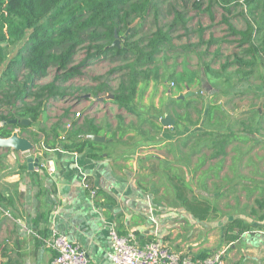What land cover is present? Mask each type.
I'll use <instances>...</instances> for the list:
<instances>
[{"label": "crops", "instance_id": "1", "mask_svg": "<svg viewBox=\"0 0 264 264\" xmlns=\"http://www.w3.org/2000/svg\"><path fill=\"white\" fill-rule=\"evenodd\" d=\"M213 5L223 16L207 29L213 32L209 55L212 59H207L210 68L206 70L207 75L202 71L199 81L209 93L217 86L208 75L220 67L216 55V24L221 23L228 29L223 31L228 39L223 45L235 44L236 48L241 39L236 31L246 29L245 17L251 19L245 0H231L227 4L220 1ZM237 67L231 65L226 69L230 72ZM263 67L260 64L255 70L262 72ZM249 80H235L237 84L232 83L230 87L259 90L264 86L263 82L253 84ZM99 134L106 135L104 142L87 145L79 153L61 147H42L34 154L0 148V264H52L55 252L47 244L52 229L82 247L90 264H112L108 255L110 228L122 236H134L139 244L155 239L176 252L195 255L209 253L215 244L213 233L218 228L222 249H225L223 264H264V183L253 179V188L242 187L251 182L246 181L244 175L236 176L233 185H240L238 199L230 195L234 190L231 183L223 193L225 202H231L224 209L230 211L222 212L221 222L208 220L219 213L209 202L211 212L200 220L175 199L174 193V197L168 198L167 194L156 192L144 177L136 176L137 167L150 171L151 165H145L147 161L152 162L150 159L156 161L154 165L164 160L160 154L142 150L149 148L150 145H146L150 143H136L138 136L127 129L120 133L117 142L106 132ZM145 135H141L143 139L147 138ZM21 153L25 161L20 159ZM28 157H44L45 160L30 169ZM240 162L245 164L244 160ZM231 164L229 160L228 168H232ZM91 191H94L93 196ZM234 218L249 224L251 230L241 232L231 241L225 235V226Z\"/></svg>", "mask_w": 264, "mask_h": 264}, {"label": "rangeland", "instance_id": "2", "mask_svg": "<svg viewBox=\"0 0 264 264\" xmlns=\"http://www.w3.org/2000/svg\"><path fill=\"white\" fill-rule=\"evenodd\" d=\"M156 1H158L159 6L157 20L154 18V12L150 11L146 20L136 21V26L140 29L137 37H145L154 31L158 25L166 28L172 19V13L167 14V12H171V7L173 8V5L178 6L181 0H176L177 5L173 0H167L164 3H160V0ZM199 1L203 3L202 9L204 11L191 10L192 0H190L187 9H182L185 11L182 13L191 19L184 27L178 24L172 33V45L181 47L180 49L164 50L156 57L154 63L137 67L133 65V55H108L102 59L92 60L67 79H58L55 85H58L60 91H63L65 95L45 100V109L40 117L41 121L30 123L27 119L28 123H25L26 119H17L19 125L12 128V132L17 131L19 135L28 138L34 145L32 150L24 153L31 152L34 154L42 149L43 137L40 130L42 128L48 129L50 124L57 120L63 109L70 107L71 116L67 121L64 120L66 129L73 117H78L81 120L93 119L94 124L100 126L103 133L106 132L109 137L114 138L115 142L120 140L122 131L130 130L131 134L134 133L135 137L138 136L139 138L135 141L136 143H150L146 145H150L149 148L142 150H146L148 154H160L164 158L154 173L138 170L137 167L136 176L144 177L152 187L154 186L153 189L156 192H163L167 194L168 198L174 193L169 176L176 174L180 179L185 178L192 186L189 194L197 198L207 199L219 212L216 216H210L208 220L221 222L224 218L222 212L230 211L224 207L231 204L230 201L225 202L223 193L229 183L233 185L236 176L244 175L246 181L251 182L250 184H242V187L245 185L248 188H253L255 186L253 179L259 183H264V86L259 90L240 87L231 89L230 85L236 83L233 81L239 75L232 79H230L231 77L227 78L228 70H221L220 67L216 71H221V76L208 75V78L213 80L217 86L213 93H209L207 89L200 86L202 71L212 59L209 55L212 53L213 32H208L207 29L218 21L222 14L220 9H217L210 0ZM221 3L226 4L223 0ZM200 27L205 29L202 33L198 31ZM227 30L221 23L215 26L218 36L216 51L220 66L223 64V60L233 57L232 53L238 54L246 49L238 48V46L235 48V44L225 47L223 42L228 41V39L223 31ZM117 39L119 44L123 41L122 38L117 37ZM201 40L202 42H200ZM24 41L25 39L17 43H0V75L15 55H19V53L24 55V49H21L23 45L25 46ZM84 53L85 49L79 47L75 52L73 63L82 60ZM208 58H210L209 61ZM14 62L12 61L13 72L17 75L18 81L22 82L27 71L18 68ZM144 69H147L146 73H142ZM231 72L233 73V71ZM56 75H63L62 71H56L55 68L51 67L46 75L33 77L34 85L37 87L51 82ZM130 78H135L136 81L135 95L131 102L135 113H128L110 101L119 84L121 82L127 84ZM249 82L253 84L254 82L255 84L264 83V67L263 71L258 70ZM100 83L105 84V91L98 92L97 88ZM187 90L194 92L190 96L192 102L189 107L174 101L178 95L185 94ZM198 90L201 92L197 94ZM92 92L97 94L93 95ZM259 94L262 95V98L259 97ZM100 97H103L102 101H99ZM212 105L221 106L223 109V113L220 110L215 111L212 116L213 118L219 117L218 119L223 121L221 126L214 124L213 120L209 122L207 119L208 111ZM256 109H258V113ZM165 116L174 120V124L163 125L160 119ZM227 124L233 131L242 132L240 136L246 139V142L236 143L233 146L235 149L232 146H227L222 161H218V158H209L211 150L205 147L200 153L189 155L193 148L198 147L204 141V136L197 138V135L204 133L212 135L216 132L215 130L226 132ZM242 124H244L245 129ZM22 125L27 126L26 131H22ZM222 126L223 128H221ZM250 130L253 131L252 134L248 133ZM32 133L38 135L35 137ZM64 133L65 131L60 132L62 142L65 139ZM141 135H145L147 138L143 139ZM24 153L23 155L21 153L20 156L23 161H25ZM150 160L152 162L147 161L145 165L153 166L155 164V160ZM229 160L232 162V168H228L230 167ZM241 160L245 161L244 165V162H240ZM260 161H263V164ZM229 176L232 178L230 181H228ZM238 186L240 185L231 186L234 188L230 193L232 198L238 199V193L241 192ZM248 191L247 189L246 192ZM220 234L221 230L217 228L213 233L215 244L213 248H210L209 254L221 250L224 246L222 239H219Z\"/></svg>", "mask_w": 264, "mask_h": 264}, {"label": "trees", "instance_id": "3", "mask_svg": "<svg viewBox=\"0 0 264 264\" xmlns=\"http://www.w3.org/2000/svg\"><path fill=\"white\" fill-rule=\"evenodd\" d=\"M166 1L160 0L159 2L164 3ZM173 1L176 3V0ZM189 1L181 0L178 6L173 5V8L171 7V12L169 11L167 14L172 13V19L166 28L158 25L154 31L145 37H137L140 29L137 28L136 21L146 20L150 11L154 12V18L157 20L158 1L0 0V43H17L25 39V46L21 47L24 49V55L19 53V55L14 56L12 61H15L14 64H17L18 68L27 71L24 80L19 82L17 75L13 72L11 61L0 75V136H10L12 128L19 125L18 120L13 123L12 119H28L30 123L40 122V117L45 109V100L65 95L63 91H60V87L55 85V82L60 78L67 79L75 75L79 68L85 67L92 60L102 59L108 55H133V65L137 67L154 63L156 57L164 50L180 49L181 47L172 45V33L178 24L184 27L191 19L182 13L185 12L182 9H187ZM210 1L219 3L221 0ZM223 1L227 4L231 0ZM245 1L247 13L251 19L245 17L246 29L236 32L241 35L237 46L245 45L246 49L242 50L240 55L234 53L232 58H226L220 66L221 70H225L228 66L237 65L235 71L233 73L230 71L227 76V78L231 77L230 79H232L239 75L236 80H249L257 74L256 67L259 68L260 64L264 65V56L262 57V54L264 55V0ZM202 4L199 0H192L190 8L197 12H203ZM204 30L203 27L198 29L199 33ZM115 32L117 37L123 39L119 46L113 45ZM79 47L85 49L84 57L74 64V55ZM216 55H218L217 51ZM244 56L248 57L245 59ZM51 67L55 68L56 71H62L63 75H56L51 82L36 87L33 77L46 75ZM209 68L208 64L205 65V74ZM146 72L147 69L142 71V73ZM211 72L216 77L221 76V71ZM135 87V78H130L127 84L121 82L110 100L111 103L123 108L128 113H135L131 105L135 95ZM97 90L98 92L105 91V84L100 83ZM92 93L93 95L97 94ZM174 101L189 107L192 98H175ZM219 110L223 113L221 106L212 105L208 111L207 119L209 122L213 120L214 124L221 126L223 121L219 120V117H212L213 113ZM256 111L258 113V109ZM70 116V107L64 108L57 120L51 123L48 129L42 128L40 130L44 148L61 147L67 151L79 153L87 145L100 144L84 138L88 133L99 134L101 131V127L95 125L93 119L81 120L78 117H73L66 129L65 121ZM242 125L244 126V124ZM21 128L22 131L27 130L26 125H22ZM225 128L227 129L226 132L215 130L216 132L212 135L210 133L197 135V138L204 136V141L198 147L193 148L189 155L200 153L205 147L211 150L209 158H218V161H222L227 146L246 142V139L240 136L242 132L233 131L228 124ZM61 131H65L63 142L60 139ZM248 133L252 134L253 131L250 130ZM32 134L35 137L38 135ZM232 148L235 149L233 145ZM158 166V164L151 166L150 172L157 171ZM169 181L177 201L200 220L208 217L212 206L207 199L188 196L192 186L185 178L180 179L178 175L173 174L169 176ZM250 230L249 224L239 218H234L226 224L225 235L228 240L234 241L241 232ZM206 255L209 253L198 256L204 257Z\"/></svg>", "mask_w": 264, "mask_h": 264}, {"label": "built area", "instance_id": "4", "mask_svg": "<svg viewBox=\"0 0 264 264\" xmlns=\"http://www.w3.org/2000/svg\"><path fill=\"white\" fill-rule=\"evenodd\" d=\"M78 114V113H77ZM52 166H49V169ZM94 191L90 195L93 196ZM47 241L55 255L52 264H90L86 251L64 233L51 230ZM112 264H223L225 249L215 251L204 257L176 252L158 240L139 244L134 236H122L113 228L109 229Z\"/></svg>", "mask_w": 264, "mask_h": 264}, {"label": "water", "instance_id": "5", "mask_svg": "<svg viewBox=\"0 0 264 264\" xmlns=\"http://www.w3.org/2000/svg\"><path fill=\"white\" fill-rule=\"evenodd\" d=\"M115 39L113 42V45L115 46H119L118 43V39H117V33H114ZM188 89V87H187ZM201 91L198 90L197 94L200 93ZM194 92L187 90V92L185 94H180L178 95L176 98L177 99H184L187 97H190L191 95H193ZM103 97L99 98V101H102ZM17 119H12V122L14 123ZM19 120V118H18ZM25 123H28V120L26 119L24 121ZM160 122L163 125L166 124H174V120H170V118L168 116H165L164 118L160 119ZM84 138L88 141H94V142H104L106 139V135L105 134H97V133H88L84 136ZM0 148H4V149H12L15 151H19V152H27L30 151L34 148L33 143L26 138L25 136L19 135L17 133V131H13L11 133L10 136L8 137H1L0 136ZM45 158L44 157H28L27 158V162H28V167L31 169L32 166H36L38 167V165L43 164Z\"/></svg>", "mask_w": 264, "mask_h": 264}]
</instances>
